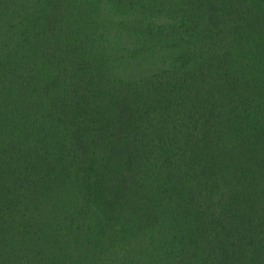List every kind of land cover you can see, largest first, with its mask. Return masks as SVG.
<instances>
[{
    "label": "trees",
    "instance_id": "1",
    "mask_svg": "<svg viewBox=\"0 0 264 264\" xmlns=\"http://www.w3.org/2000/svg\"><path fill=\"white\" fill-rule=\"evenodd\" d=\"M0 264H264V0H0Z\"/></svg>",
    "mask_w": 264,
    "mask_h": 264
}]
</instances>
